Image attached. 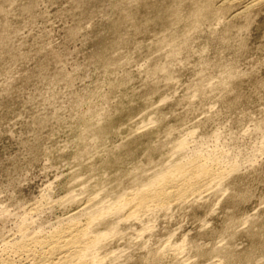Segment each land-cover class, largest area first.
Segmentation results:
<instances>
[{
	"label": "rangeland",
	"instance_id": "rangeland-1",
	"mask_svg": "<svg viewBox=\"0 0 264 264\" xmlns=\"http://www.w3.org/2000/svg\"><path fill=\"white\" fill-rule=\"evenodd\" d=\"M69 234L78 264H264V0H0V264Z\"/></svg>",
	"mask_w": 264,
	"mask_h": 264
},
{
	"label": "bare ground",
	"instance_id": "bare-ground-1",
	"mask_svg": "<svg viewBox=\"0 0 264 264\" xmlns=\"http://www.w3.org/2000/svg\"><path fill=\"white\" fill-rule=\"evenodd\" d=\"M199 164V163H198ZM184 169V168H183ZM183 169L181 168V171L179 172V173H181L182 171H183ZM193 169L197 172V173H201V174H207L208 173V168L206 167V166H204V165H195L194 167H193ZM184 172H182L181 174H183ZM173 179V176L171 177V179L170 180H172ZM166 180H168V178L166 179ZM169 184H172V183H169ZM133 202H136V205L137 206H139V207H141V208H147V206H148V204L150 203L148 200H138V199H136V200H132ZM79 231V230H78ZM77 231V232H78ZM71 232V231H70ZM74 232V231H73ZM67 234V233H66ZM79 234V233H78ZM76 235V234H75ZM62 235H60L59 237H60V239L59 240H57V241H53L52 243H50V245H49V243H47L48 245L47 246H49L51 249H49V251L52 253V252H55V254H56V252L57 253H60L61 255H63V257H62V259H61V262L59 261V263L58 264H78V263H75V261H74V259L72 258V254L71 255H68V254H66V253H64L63 251H65L63 248L64 247H66L67 246V243L69 242V243H72L71 241V239H69L70 238V236H72V234L70 235H68V236H64V237H61ZM74 236V235H73ZM77 237V236H76ZM75 237V238H76ZM53 240V239H52ZM39 241V240H38ZM38 241L36 242V243H38ZM32 242V241H31ZM44 242V241H43ZM49 242H51V241H49ZM61 243H66V246H64L63 248L62 247H60L61 246ZM40 244V243H39ZM72 245V244H71ZM41 246V245H40ZM18 249V248H17ZM22 249V248H21ZM79 249V248H78ZM21 252V251H20ZM69 252V251H68ZM74 252H76V251H74ZM54 254V253H53ZM59 254V255H60ZM66 254V255H65ZM47 255V254H46ZM79 255V254H78ZM77 255V256H78ZM82 256V255H81ZM74 257H76V256H74ZM53 259V258H52ZM75 260H76V258H75Z\"/></svg>",
	"mask_w": 264,
	"mask_h": 264
}]
</instances>
